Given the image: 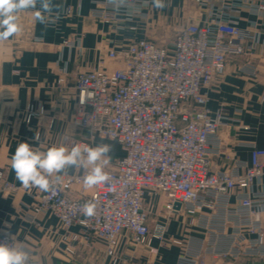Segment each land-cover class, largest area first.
Returning <instances> with one entry per match:
<instances>
[{
  "label": "built area",
  "instance_id": "2783aa9c",
  "mask_svg": "<svg viewBox=\"0 0 264 264\" xmlns=\"http://www.w3.org/2000/svg\"><path fill=\"white\" fill-rule=\"evenodd\" d=\"M199 4L208 7L206 16L198 18L189 8L173 38L142 37L120 47L111 42L107 56L116 64L114 69L97 68L76 76L71 122L87 139L75 140L72 146L95 147V138H101L117 141L124 152L105 165L107 183L89 191L83 184L84 168L62 175L50 192L3 182L5 193L29 194L34 212L59 218L69 256L74 258L81 245L102 239L110 264H142L118 252L120 239L127 238L151 254L158 251L154 240L160 246L180 247L176 264H202L206 258L223 264L256 260L264 264V149L246 144L252 150L251 163L236 151H226L220 130L229 117L223 108L215 113L209 108V91L222 80L229 60L250 58L264 45V0ZM150 7V0H104L96 3L91 16L117 31L132 30L137 28L131 24L134 18H149ZM243 9L256 15L246 27L233 16ZM71 13L68 6L46 23L57 26ZM82 35L67 43L80 48ZM246 67L256 72L251 61ZM67 73L64 70L57 79L61 92L66 90ZM45 111L40 101L30 102L24 110L28 122L41 119ZM217 159L230 163L220 168ZM162 195L164 207L153 213L151 204ZM88 201L96 205L90 217L82 212ZM178 216L186 217L182 223L201 230L203 236H167L170 222ZM74 226L80 230L73 231ZM0 243L18 247L8 233L0 234Z\"/></svg>",
  "mask_w": 264,
  "mask_h": 264
},
{
  "label": "crops",
  "instance_id": "0c3cea01",
  "mask_svg": "<svg viewBox=\"0 0 264 264\" xmlns=\"http://www.w3.org/2000/svg\"><path fill=\"white\" fill-rule=\"evenodd\" d=\"M103 1L48 0L51 10L44 13L46 20L61 14L68 6H71L72 13L59 19L57 26H50L35 19V10L20 11L17 14L20 31L7 40H0V234L13 236L17 246L30 253V262L110 264L104 254V240L97 239L89 246L81 245L73 258L64 250L58 217L50 212H34L33 198L22 190L3 192L1 186L5 180L21 185L10 166L17 145L26 141L40 151L62 145L70 149L75 140L87 139V134L71 122L78 73L97 68L114 69L116 64L107 56L111 42L120 47L150 36L161 41L163 36H155V29L161 30V27L174 23L184 24L189 8L196 17L204 18L208 8H203L199 0H164L165 7L158 9L150 0L148 19L134 18L131 24L137 26L136 29L117 31L112 25L91 16L96 3ZM39 8L40 3L37 4ZM233 16L242 27L256 18L249 9L235 12ZM81 34L80 48L67 43ZM35 37L42 38V41H33ZM247 61L254 64L255 73L246 67ZM64 70L68 71L66 90L61 92L56 83ZM33 101L45 105V116L28 122L24 110ZM209 108L212 113L223 108L229 117L220 130L225 150L236 151L241 159L251 163L252 150L246 144L255 143L264 149V45H260L250 58L239 56L229 60L222 80L213 84L209 91ZM36 135L39 136L38 141L34 140ZM98 139L94 142L96 146L103 144ZM109 155H114L113 151ZM216 161L220 168H226L230 163L227 159ZM80 169L69 168L60 175L76 173ZM186 220L184 216L175 217L170 222L167 236L186 233L203 236L201 230L186 227L182 223ZM72 230L77 232L80 227L74 226ZM153 246L158 248L156 254H151L144 245L121 238L118 252L142 264H176L180 247L160 246L156 240ZM223 263L222 260L206 258L202 264ZM234 264L262 262L240 261Z\"/></svg>",
  "mask_w": 264,
  "mask_h": 264
},
{
  "label": "clouds",
  "instance_id": "9594fccd",
  "mask_svg": "<svg viewBox=\"0 0 264 264\" xmlns=\"http://www.w3.org/2000/svg\"><path fill=\"white\" fill-rule=\"evenodd\" d=\"M155 8L165 7L164 0H152ZM40 8L37 9V4ZM35 10V19L45 23V12H50L48 0H0V40H7L20 31L18 13L23 10ZM86 97L81 99L85 102ZM35 141L39 136L34 137ZM111 145L101 144L95 147L75 144L70 149L67 146H51L45 151L34 149L26 141L20 142L11 157V168L16 179L26 189L36 188L43 192L54 191L61 182V173L69 168H84L87 170L83 177L85 188L105 184L110 177L104 171L109 162L108 154ZM55 176V179L51 177ZM96 205L88 201L82 206V212L90 217L94 214ZM0 264H30V253L23 247H16L10 243H0Z\"/></svg>",
  "mask_w": 264,
  "mask_h": 264
},
{
  "label": "rangeland",
  "instance_id": "374dc122",
  "mask_svg": "<svg viewBox=\"0 0 264 264\" xmlns=\"http://www.w3.org/2000/svg\"><path fill=\"white\" fill-rule=\"evenodd\" d=\"M182 25H183L182 23H174V24L168 25V26L165 25V27H161V30L155 29L154 35L155 36L162 35V36H166L169 38H173L176 35V33L178 32V30L182 27ZM151 38H153V37H151ZM98 141L103 143V144L111 145L112 148H114V146H115L114 145L115 142L113 143L112 140H107V139L101 140V138H100V140L98 139ZM94 142H95V140H94ZM94 145H95V143H94ZM116 148L117 149H112L114 155L111 156L108 154V156L112 159L117 158V155H119V153H120V148L117 144H116ZM161 198H162V200H161ZM165 200H166L165 196L162 195L159 199H156V201L152 202L153 204H151V205H153V209H152L153 213L162 211V209L164 207Z\"/></svg>",
  "mask_w": 264,
  "mask_h": 264
},
{
  "label": "trees",
  "instance_id": "16d2710c",
  "mask_svg": "<svg viewBox=\"0 0 264 264\" xmlns=\"http://www.w3.org/2000/svg\"><path fill=\"white\" fill-rule=\"evenodd\" d=\"M116 143L118 146H119V148H120V153H119V155L117 156V157H120V156H123L124 155V152H123V150H122V148H121V145L117 142V141H113V143ZM114 143V148H112V149H117L116 148V144Z\"/></svg>",
  "mask_w": 264,
  "mask_h": 264
}]
</instances>
